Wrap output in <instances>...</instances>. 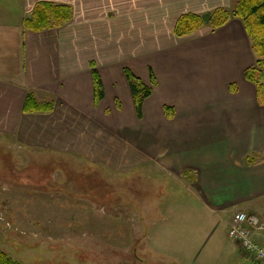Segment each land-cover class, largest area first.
<instances>
[{"label": "crops", "instance_id": "obj_1", "mask_svg": "<svg viewBox=\"0 0 264 264\" xmlns=\"http://www.w3.org/2000/svg\"><path fill=\"white\" fill-rule=\"evenodd\" d=\"M37 3L70 6L71 20L60 28L26 31L23 21ZM233 5L234 0H0V137L26 152L99 154L123 169L130 163V170L148 164L167 183L187 180L204 217L217 225L228 226L233 214L243 212L264 227V78L259 98L244 76L256 60L250 40L233 18L215 31L205 25L187 37L173 34L183 15ZM93 70L104 91L98 104ZM124 70L152 90L141 119ZM29 94L39 104L52 103V111L24 113ZM165 108L173 110L172 118ZM177 229L171 222L160 230L164 249L154 250L152 263L187 264L186 248L168 249ZM251 231L264 244V231ZM212 247L211 262L226 263L231 255L228 264L246 263L236 259V243L228 254L224 244Z\"/></svg>", "mask_w": 264, "mask_h": 264}, {"label": "rangeland", "instance_id": "obj_2", "mask_svg": "<svg viewBox=\"0 0 264 264\" xmlns=\"http://www.w3.org/2000/svg\"><path fill=\"white\" fill-rule=\"evenodd\" d=\"M130 166L99 154L26 152L0 137V251L19 264H154L160 230L173 222L168 249L186 248L187 264H216L215 244L230 253L228 226L204 217L187 180L167 183L148 164Z\"/></svg>", "mask_w": 264, "mask_h": 264}, {"label": "trees", "instance_id": "obj_3", "mask_svg": "<svg viewBox=\"0 0 264 264\" xmlns=\"http://www.w3.org/2000/svg\"><path fill=\"white\" fill-rule=\"evenodd\" d=\"M72 17L70 6L54 3H37L32 11L25 17L23 28L26 31L38 33L46 29L60 28L66 25ZM233 18L242 24L245 33L250 40L251 48L255 56V65L244 73L246 81L253 84L260 98L264 78V0H235L231 10L217 9L206 15H183L176 24L173 34L177 38H183L199 31L205 25L211 31H215L228 23ZM124 75L131 93L137 119H141L143 102L152 94V90L143 86L130 71L124 70ZM94 102L98 104L104 97L103 86L99 75L92 71ZM151 83L154 79L151 76ZM52 103L39 104L34 96L29 94L26 98L24 113H46L52 111ZM165 113L170 119L173 110L165 108ZM248 161V160H247ZM186 176V174H185ZM0 264H19L0 251Z\"/></svg>", "mask_w": 264, "mask_h": 264}, {"label": "built area", "instance_id": "obj_4", "mask_svg": "<svg viewBox=\"0 0 264 264\" xmlns=\"http://www.w3.org/2000/svg\"><path fill=\"white\" fill-rule=\"evenodd\" d=\"M251 229L264 231V227L258 224L255 217L237 212L233 214L228 224V237L237 244L241 254L253 264H264V244L255 242Z\"/></svg>", "mask_w": 264, "mask_h": 264}]
</instances>
